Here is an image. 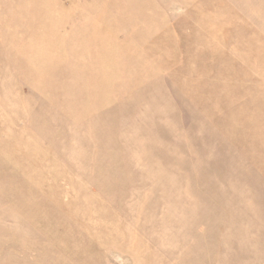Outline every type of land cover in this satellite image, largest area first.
I'll list each match as a JSON object with an SVG mask.
<instances>
[{
    "label": "rangeland",
    "instance_id": "1",
    "mask_svg": "<svg viewBox=\"0 0 264 264\" xmlns=\"http://www.w3.org/2000/svg\"><path fill=\"white\" fill-rule=\"evenodd\" d=\"M0 264H264V0H0Z\"/></svg>",
    "mask_w": 264,
    "mask_h": 264
}]
</instances>
